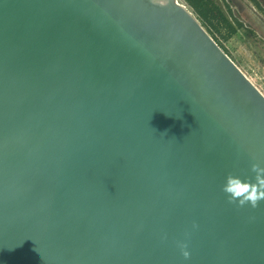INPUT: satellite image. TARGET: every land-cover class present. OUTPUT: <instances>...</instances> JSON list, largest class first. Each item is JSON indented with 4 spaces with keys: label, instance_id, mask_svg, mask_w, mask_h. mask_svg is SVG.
I'll return each mask as SVG.
<instances>
[{
    "label": "water",
    "instance_id": "water-1",
    "mask_svg": "<svg viewBox=\"0 0 264 264\" xmlns=\"http://www.w3.org/2000/svg\"><path fill=\"white\" fill-rule=\"evenodd\" d=\"M253 163L264 95L179 0H0V264H264Z\"/></svg>",
    "mask_w": 264,
    "mask_h": 264
},
{
    "label": "rangeland",
    "instance_id": "rangeland-1",
    "mask_svg": "<svg viewBox=\"0 0 264 264\" xmlns=\"http://www.w3.org/2000/svg\"><path fill=\"white\" fill-rule=\"evenodd\" d=\"M179 1L189 9L209 34L207 26L205 24L203 26L193 8L185 0ZM208 1L210 7H216L235 29V33L224 40V29L221 28L220 34H215L216 43L220 44L233 63L264 95V0ZM237 22L240 26L236 25Z\"/></svg>",
    "mask_w": 264,
    "mask_h": 264
},
{
    "label": "clouds",
    "instance_id": "clouds-1",
    "mask_svg": "<svg viewBox=\"0 0 264 264\" xmlns=\"http://www.w3.org/2000/svg\"><path fill=\"white\" fill-rule=\"evenodd\" d=\"M251 171L253 173L251 180H242L230 173L225 176L221 191L229 203L255 208L259 201L264 200V167L258 163H253ZM178 247L181 255L187 260L189 257L187 244L178 242Z\"/></svg>",
    "mask_w": 264,
    "mask_h": 264
},
{
    "label": "trees",
    "instance_id": "trees-1",
    "mask_svg": "<svg viewBox=\"0 0 264 264\" xmlns=\"http://www.w3.org/2000/svg\"><path fill=\"white\" fill-rule=\"evenodd\" d=\"M185 1L191 8H193L195 13L199 16V20L201 21L203 26L204 24L207 26V30L209 34H211L212 36L211 38H213L215 42H217L216 41L217 39H214L215 34L216 33L220 34L221 28L224 29V35H223L224 40L230 38L235 33V29L228 23V21L223 17V15L217 10V8L210 7V2L208 0H185ZM236 25L240 26L238 22ZM218 46L220 47V44H218Z\"/></svg>",
    "mask_w": 264,
    "mask_h": 264
}]
</instances>
